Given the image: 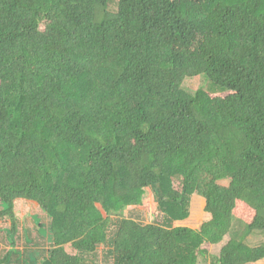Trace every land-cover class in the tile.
Instances as JSON below:
<instances>
[{"label":"trees","instance_id":"1","mask_svg":"<svg viewBox=\"0 0 264 264\" xmlns=\"http://www.w3.org/2000/svg\"><path fill=\"white\" fill-rule=\"evenodd\" d=\"M195 194L212 218L176 225ZM19 200L49 220L40 256ZM5 219L0 264H200L228 236L214 264L263 260L264 0H0Z\"/></svg>","mask_w":264,"mask_h":264},{"label":"rangeland","instance_id":"2","mask_svg":"<svg viewBox=\"0 0 264 264\" xmlns=\"http://www.w3.org/2000/svg\"><path fill=\"white\" fill-rule=\"evenodd\" d=\"M112 7L114 8L115 4H113ZM185 87L191 92H195L199 88H213L209 79L202 75L187 78L185 81ZM225 182L228 183L229 181L225 180ZM152 193V190L148 189L147 197L151 196ZM192 202V207L190 209L191 216L188 219L178 221L176 225H187L195 228H200L206 221H209L212 218V214L207 211V202L205 201L204 196L195 194L193 196ZM16 213L18 218L20 219L19 231L18 234L15 235L18 240L17 251L23 253L24 256H26L27 251H34L35 253L37 252V255L40 256L42 252H45L49 248L48 240L45 237L46 234L43 232L47 229L40 228V224H43L47 228H49V220L47 219L46 213L39 207L37 203L29 202L26 200L18 201ZM124 214L125 216H133L139 218V220H142L143 222H154L157 220L155 219V216L147 213L143 209L126 208ZM9 226L10 221L8 219L0 220V242L3 244L4 250L8 248V244H6V241L4 240V228H8ZM229 238L230 237L228 236L222 243L219 244H207L211 254L208 257L202 256L200 258V264H214L215 262L213 256L220 254L223 246L228 242ZM248 241L254 245L261 244L264 242V234L261 232L253 233L249 236ZM100 249L101 251L103 250L102 248ZM67 250L69 253L75 254V250L71 246H68ZM101 255L99 254V256ZM103 260L104 259L100 257L94 260V262L96 264H100L101 262L103 263ZM94 262L86 261L85 264H94ZM250 264H264V259Z\"/></svg>","mask_w":264,"mask_h":264},{"label":"crops","instance_id":"3","mask_svg":"<svg viewBox=\"0 0 264 264\" xmlns=\"http://www.w3.org/2000/svg\"><path fill=\"white\" fill-rule=\"evenodd\" d=\"M204 198H205V197H204ZM205 201L207 202V198H205ZM178 221H180V220H178ZM178 221H176V224H177Z\"/></svg>","mask_w":264,"mask_h":264}]
</instances>
